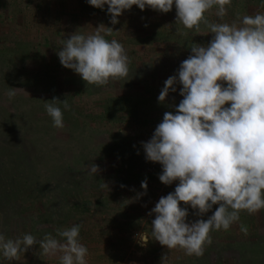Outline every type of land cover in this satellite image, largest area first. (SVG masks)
<instances>
[{
  "label": "rangeland",
  "instance_id": "rangeland-1",
  "mask_svg": "<svg viewBox=\"0 0 264 264\" xmlns=\"http://www.w3.org/2000/svg\"><path fill=\"white\" fill-rule=\"evenodd\" d=\"M225 7L227 14L222 19L216 15V6L204 13L205 19L209 23L236 22L240 26L244 15L264 13V3L257 0H231ZM107 8H94L88 0H0V122L4 123L0 152L6 158L0 165L11 168L10 163L23 155L18 140L27 149L30 144L21 139L37 138L41 136L37 134L38 126H47L48 138L44 137L34 149L47 159L33 150H24V154H31L28 161L32 155L36 157L25 163L36 166L37 179L48 178L53 172L59 174L69 167L73 173L68 175L67 182L73 192L77 193L80 186L92 195L86 212L79 215L81 222L70 220L61 228L84 221L87 235L80 243L88 249L87 264H162L164 255L165 264H239L238 253L232 246L236 242L252 245L255 238L264 234V209L254 214L242 210L239 220L227 231H210L212 242L204 245V254L199 257L186 255L180 247L167 249L154 239L147 246L138 240L142 232L151 236L155 214L148 213L178 184L160 182L162 165L146 159L143 143L152 138L165 112L175 114L183 99L179 94L182 85L175 84L176 92L170 91L164 102H159L158 96L164 82L176 75L182 61L191 55L193 43L207 45L212 34L203 22L199 30L185 28L176 21L174 5L167 13L148 6L142 11L133 5L117 17L119 22L115 25ZM101 24L113 30L111 35L102 34L123 45L130 63L126 78L111 79L98 91L79 74L63 67L57 52L72 33L92 34ZM9 87L23 91L10 100ZM53 98L61 101L57 106L63 113L62 129L53 126L45 110V103ZM64 100L70 106L67 110ZM30 119L34 126L28 124ZM84 128L94 134V141L84 143L80 139L79 132ZM92 164L98 166V172L91 174L89 181L84 176L83 183L75 173L90 175ZM25 174L18 167L0 174V234L6 239L33 235L32 217L36 210L60 209L57 204H38L41 190L22 184ZM145 180L146 193L141 188ZM90 183L98 187L88 191ZM5 195L14 198L11 205L5 204ZM59 198L65 201L70 197ZM180 207L188 209L186 222H195L206 220L218 205L203 216H197L196 210L183 202ZM47 225L48 222L35 226L46 229ZM242 225L247 227V234L241 231ZM52 235L61 239L56 233ZM0 264H60V260L59 256L42 254L36 244L21 253L19 260L8 261L1 255Z\"/></svg>",
  "mask_w": 264,
  "mask_h": 264
},
{
  "label": "clouds",
  "instance_id": "clouds-1",
  "mask_svg": "<svg viewBox=\"0 0 264 264\" xmlns=\"http://www.w3.org/2000/svg\"><path fill=\"white\" fill-rule=\"evenodd\" d=\"M103 10L107 5L111 23L124 10L136 5L167 13L176 10V21L187 29L199 30L205 24L212 39L207 45L193 43L191 55L176 75L170 76L158 96L164 102L169 92L182 85L183 99L175 114L165 112L152 135L143 143L146 159L162 165L159 180L165 185L178 181L174 192L161 197L148 213L155 214L151 236L142 232L138 240L147 246L158 241L167 249L180 247L186 255L202 256L204 245L211 244L210 231L223 229L239 220L246 210L254 214L264 209V13L244 15L236 22L209 23L204 13L217 8L221 19L231 0H88ZM112 29L103 24L92 34L74 32L57 52L63 67L79 74L90 85L104 86L110 79L126 78L129 57L121 43L105 38ZM226 85V86H225ZM23 89L9 87L11 100ZM45 103L53 126L64 128L63 113L57 98ZM69 109L66 100L62 101ZM228 105V106H225ZM98 166H90V175ZM107 187V185H105ZM123 187V185L121 186ZM146 193L147 182H141ZM197 216L218 205L206 220L186 222L188 209ZM80 225L58 230L61 239L46 234L37 240L32 234L6 239L0 234V255L8 261L19 260L20 254L39 244L42 254L59 256L60 264H87L88 249L79 240ZM247 234V227L241 226ZM162 264L167 257L162 256Z\"/></svg>",
  "mask_w": 264,
  "mask_h": 264
},
{
  "label": "trees",
  "instance_id": "trees-1",
  "mask_svg": "<svg viewBox=\"0 0 264 264\" xmlns=\"http://www.w3.org/2000/svg\"><path fill=\"white\" fill-rule=\"evenodd\" d=\"M257 1H260V4L264 3V0H257ZM110 82L111 79L109 80L108 84H110ZM90 86L93 89L96 90L98 89V91H100L101 89L105 88L106 85L104 86L90 85ZM138 115L139 114L137 112L136 117H138ZM28 124L31 126L35 125L31 119L28 122ZM46 127L47 126H44V128L38 126L37 134L41 136L37 138L32 137L28 141H25L23 138L21 139V142L23 141L30 144L27 149H24L22 147L24 145L22 144L20 145V140H18V144H19L18 148L23 149V153H22L23 155H21L22 158H20V160L16 158L13 160L12 163H10L12 166L11 168L18 167L21 168V173L24 171L27 173L28 177L26 176V174L25 176L24 175L22 176V184L26 183L28 186H30V188H32L33 185H35L36 187L38 186V188H40L42 197L41 199H39L38 204L42 205L43 207H46L47 205H50L52 207L53 204H57L56 207L60 208L57 210H55V208H51V209L46 208V211L43 210V212L36 210L34 214L35 216L32 217L33 218L32 220L35 221V223L31 230L33 232V236L37 238L44 237L46 234L52 235L53 233H56L58 235V230H61V228L65 225V223H67L70 220L81 222L80 217L82 216L79 215L81 213L86 212L87 206L90 205L91 203L90 198L92 196L91 194H87V192H85L83 188L80 189L81 188L80 186L78 187V190H76L78 191L77 193L73 192L74 190L72 185L68 184L67 182L68 175L70 176V174L73 173L71 172V169L69 167L66 168V170H62V172L59 174H55L53 172L48 178L43 177V179H39L38 177L37 179V177H35L36 166L25 163V162L30 163L32 160H36L35 159L36 157L33 158L32 155V157L30 158L31 161H28L29 160L28 156L31 154L28 155L24 154L26 153L24 152V150H28L27 152H32L30 150H33L34 152L37 143L41 142L44 139V137L48 138L47 136L49 134H46V131L48 133L49 129H47ZM3 128H4V123L0 122V131ZM79 135H80V139H82L84 143L94 141V134H92L91 131L88 130L87 128H84L82 131H80ZM58 136L60 138H63L61 134H59ZM70 136H72V134H70ZM36 155H38V153H36ZM38 156L40 158L44 157L43 159H47V156L45 155L40 154ZM23 157H25V159ZM5 159L6 158L4 154L0 152V162H3V160ZM11 168H9L8 166L3 167L0 165V174H5V172L8 171L9 169L11 171ZM75 174L80 178V181L81 180L83 181V183H84V179H83L84 176L87 181H89L90 179L89 177L91 176V175H87L86 172H76ZM91 184L92 183H90L88 186V191L94 190L96 187H98L96 185H91ZM73 193H75L77 196L74 195ZM64 195H67V198L68 197L70 198H68V200L65 201H63V198H59V196H64ZM4 199H5V204L11 205L14 202V198H12L10 195H5ZM64 211H66L67 213H64ZM45 222H48L49 224L47 225L46 229H44V226L36 228L38 224H43ZM83 223L84 221L82 223L75 224L81 226L79 233L80 241L83 240L84 235H87V233H85V229L83 228V226L85 225ZM252 243H253L252 245H248V246L243 243L240 244L238 242L233 244L232 246L233 250H235L238 253L239 256L238 258L240 259L239 264H264V234H260L257 238H255V240ZM253 249H255V251H253Z\"/></svg>",
  "mask_w": 264,
  "mask_h": 264
}]
</instances>
